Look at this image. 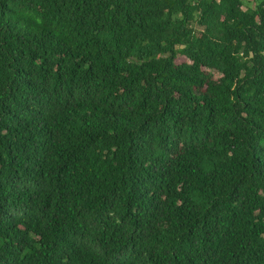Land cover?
<instances>
[{"label":"trees","instance_id":"trees-1","mask_svg":"<svg viewBox=\"0 0 264 264\" xmlns=\"http://www.w3.org/2000/svg\"><path fill=\"white\" fill-rule=\"evenodd\" d=\"M0 264H264V0H0Z\"/></svg>","mask_w":264,"mask_h":264},{"label":"rangeland","instance_id":"rangeland-1","mask_svg":"<svg viewBox=\"0 0 264 264\" xmlns=\"http://www.w3.org/2000/svg\"><path fill=\"white\" fill-rule=\"evenodd\" d=\"M216 75H218V74H216Z\"/></svg>","mask_w":264,"mask_h":264}]
</instances>
